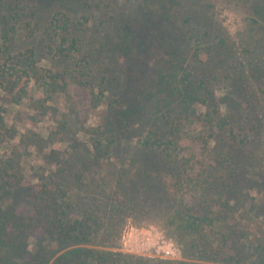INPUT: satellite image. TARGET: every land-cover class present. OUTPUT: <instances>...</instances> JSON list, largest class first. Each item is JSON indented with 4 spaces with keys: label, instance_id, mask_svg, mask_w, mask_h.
<instances>
[{
    "label": "trees",
    "instance_id": "obj_1",
    "mask_svg": "<svg viewBox=\"0 0 264 264\" xmlns=\"http://www.w3.org/2000/svg\"><path fill=\"white\" fill-rule=\"evenodd\" d=\"M146 1L0 0V264H264V35ZM154 218L183 259L111 250Z\"/></svg>",
    "mask_w": 264,
    "mask_h": 264
},
{
    "label": "rangeland",
    "instance_id": "obj_2",
    "mask_svg": "<svg viewBox=\"0 0 264 264\" xmlns=\"http://www.w3.org/2000/svg\"><path fill=\"white\" fill-rule=\"evenodd\" d=\"M144 1V0H139ZM175 1V0H173ZM178 1V0H176ZM173 2L174 4L177 2ZM151 3L150 0L146 1ZM256 2H262L261 0H183L182 3H178V7L183 9L184 12L192 10L195 12L197 9H202L203 15H206L210 20L212 26L215 29H219L229 36L235 44V50L238 55L245 52V49L240 44L241 41L246 42L249 40L246 34L249 30H253L255 36L264 35V26L262 29V21H260L253 13V7ZM55 3V2H54ZM53 3V4H54ZM202 4V5H201ZM154 8H164L170 6L169 2H158L152 4ZM151 5V6H152ZM54 5H50L49 9L44 11H49L50 13L55 11L52 8ZM45 8V7H44ZM43 13V12H42ZM49 13V14H50ZM48 15L44 14V19ZM264 23V22H263ZM252 32V31H251ZM251 34V33H250ZM251 49V48H250ZM156 55H160L157 53ZM43 66H46V62H42ZM2 91L0 89V99L2 98ZM225 94L223 91H218L217 95L222 97ZM260 104L264 108V91L260 94ZM50 103L49 105H51ZM23 105L28 112L34 113L29 109L28 102L23 101ZM19 106L15 105L14 109H18ZM193 108V107H192ZM225 109V107H223ZM54 115H46L39 119L37 125L32 123L28 125L31 129H34L38 133L45 134V130H48L55 125ZM56 118V117H55ZM98 113H91L86 118V124L96 125L98 122ZM264 120V116H263ZM27 126V127H28ZM26 127V128H27ZM20 132H24L26 129L24 125H19ZM46 132V133H47ZM83 139V137H81ZM84 140V139H83ZM33 142V141H32ZM39 144V143H34ZM37 145H31L28 147L27 153L22 152L21 160L23 166L28 173L32 167L39 166L42 164V159L40 154L46 153L48 149V144L40 143ZM59 146L66 148L65 143H60ZM43 147V148H41ZM41 151V152H40ZM24 153V154H23ZM29 175V174H28ZM34 182H37L36 178H33ZM264 179V178H263ZM251 196L257 199V201H264V181L260 183L259 188L256 190H251ZM264 223V218L260 220ZM33 240V239H32ZM114 251H121L124 253L135 254L140 256L152 257V258H162V259H172L180 260L183 259V254L181 249L177 246L173 239L169 238L164 230L163 224L158 219H142L135 221L129 219L123 229L121 244L117 248H111Z\"/></svg>",
    "mask_w": 264,
    "mask_h": 264
}]
</instances>
